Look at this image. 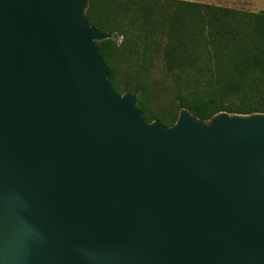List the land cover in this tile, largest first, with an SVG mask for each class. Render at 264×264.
I'll list each match as a JSON object with an SVG mask.
<instances>
[{
  "label": "water",
  "instance_id": "1",
  "mask_svg": "<svg viewBox=\"0 0 264 264\" xmlns=\"http://www.w3.org/2000/svg\"><path fill=\"white\" fill-rule=\"evenodd\" d=\"M88 0H0V264H264V113L147 122Z\"/></svg>",
  "mask_w": 264,
  "mask_h": 264
},
{
  "label": "trees",
  "instance_id": "2",
  "mask_svg": "<svg viewBox=\"0 0 264 264\" xmlns=\"http://www.w3.org/2000/svg\"><path fill=\"white\" fill-rule=\"evenodd\" d=\"M85 18L95 29L112 34L96 42L111 89L137 93L135 108L150 122L169 126L184 108L206 120L213 114L264 113V11L249 13L187 0H88ZM139 30L145 43L165 36L162 57L169 73L203 77L200 88L178 91L170 116L153 111L146 96V61L134 72L127 64L135 42L116 38ZM126 66V65H125Z\"/></svg>",
  "mask_w": 264,
  "mask_h": 264
},
{
  "label": "rangeland",
  "instance_id": "3",
  "mask_svg": "<svg viewBox=\"0 0 264 264\" xmlns=\"http://www.w3.org/2000/svg\"><path fill=\"white\" fill-rule=\"evenodd\" d=\"M198 3L210 4L218 7L230 8L238 11L256 13L264 11V0H187ZM154 41L147 43L142 40L139 30H134L132 35L116 38L117 44L125 40L135 42V53L127 64H123L127 71L134 72L140 67L141 60L146 61L148 78L146 79V96L150 108L159 115L166 117L174 111L176 100L174 95L178 91H190L200 88L203 77L199 74L192 77L180 76L175 79L166 69L162 57V45L165 41L164 34L154 36ZM115 92V91H114ZM117 93V92H115ZM119 94V93H117Z\"/></svg>",
  "mask_w": 264,
  "mask_h": 264
}]
</instances>
